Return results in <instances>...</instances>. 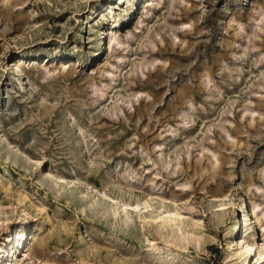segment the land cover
Masks as SVG:
<instances>
[{
	"label": "rangeland",
	"instance_id": "374dc122",
	"mask_svg": "<svg viewBox=\"0 0 264 264\" xmlns=\"http://www.w3.org/2000/svg\"><path fill=\"white\" fill-rule=\"evenodd\" d=\"M18 230L13 264L264 245V0H0V264Z\"/></svg>",
	"mask_w": 264,
	"mask_h": 264
},
{
	"label": "bare ground",
	"instance_id": "6f19581e",
	"mask_svg": "<svg viewBox=\"0 0 264 264\" xmlns=\"http://www.w3.org/2000/svg\"><path fill=\"white\" fill-rule=\"evenodd\" d=\"M113 40H115V38L111 39V41ZM122 205L124 206L123 211L127 215L132 210L138 211L140 209L138 205L133 206L129 203H123ZM150 218L151 221H160L161 229H167V227L169 226H173V225L179 226L183 224V222L180 220L178 213L174 211H167V214L165 216H162L158 219L152 217ZM250 222H251L250 215L247 212V210L244 208L243 218L239 221V225L241 223V227L243 226V228L245 229L244 231L245 234L250 229ZM25 236H26L25 232H23L22 230H18L15 233H11L10 236L7 238V240H5L4 244H8L9 242H11V245H13L11 250H7V256L9 257L7 264H13L17 261V255L20 249L23 247ZM185 239L187 240V242L193 241L195 242V244H197V242L199 244V241L201 240L200 237H196L194 234L186 235ZM229 248L231 250L229 255L231 264H264V245H260L259 243H256L254 241L252 242L248 241L244 237L242 239L233 240L232 242H230ZM0 250H2V247H0Z\"/></svg>",
	"mask_w": 264,
	"mask_h": 264
}]
</instances>
